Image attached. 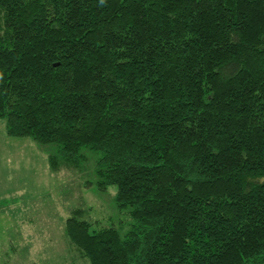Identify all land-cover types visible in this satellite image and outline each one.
<instances>
[{"label": "trees", "instance_id": "obj_1", "mask_svg": "<svg viewBox=\"0 0 264 264\" xmlns=\"http://www.w3.org/2000/svg\"><path fill=\"white\" fill-rule=\"evenodd\" d=\"M0 118L115 185L89 264H264V0H0Z\"/></svg>", "mask_w": 264, "mask_h": 264}, {"label": "rangeland", "instance_id": "obj_2", "mask_svg": "<svg viewBox=\"0 0 264 264\" xmlns=\"http://www.w3.org/2000/svg\"><path fill=\"white\" fill-rule=\"evenodd\" d=\"M89 172H52L45 153L28 136H10L0 118V264H89L67 244L63 222L72 210L98 225L124 226L115 185L97 190Z\"/></svg>", "mask_w": 264, "mask_h": 264}]
</instances>
